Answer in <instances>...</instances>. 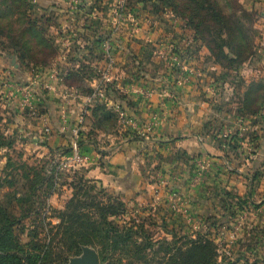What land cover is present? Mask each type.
<instances>
[{
	"label": "crops",
	"instance_id": "obj_1",
	"mask_svg": "<svg viewBox=\"0 0 264 264\" xmlns=\"http://www.w3.org/2000/svg\"><path fill=\"white\" fill-rule=\"evenodd\" d=\"M68 1L37 0L39 4H58L57 7L60 5L59 9L64 16L61 22L63 28L61 31L78 30L80 35L88 34L86 40L80 37L73 40L68 39L64 33L60 35L59 44L67 48L73 46L74 42H77L80 47L85 45V47L76 50L79 54L75 52V58L68 57L69 54L64 51L65 54L62 55L69 58L67 70L77 68L79 59L85 57L82 60L88 63L94 72L97 62L102 60L101 54L104 56L101 42L104 38L111 37L110 39L113 40L112 53L115 58L111 81L115 83V88L119 93L124 92L123 94L127 98L124 100L108 98L110 103L121 104L138 127V129H133L129 125L122 124L121 129L114 132H98V141L102 139L105 142V145L98 146L99 150L104 152L103 154L99 153L94 145L85 143L81 149L92 157V161L82 165L84 174L97 180L106 189L116 192L120 198L127 202L138 203L146 201L145 199L151 202L150 200L154 197V200H158L159 205L168 211H170V204L166 201L167 198L169 200L171 198L165 196L164 192L176 191L181 194V197L185 196L187 205H190V211L197 207L201 209L202 218L196 219L198 224H201L206 213L220 218L229 216L221 206L222 194L229 191L246 200L245 207L247 209L244 212L247 219H250V231H257L260 228L254 226L258 222L262 224L263 228L264 117L259 114H247L235 118L234 109L229 108L233 113L224 114L225 117L229 115L225 120L223 117L222 119L233 123L231 127L234 130L231 133L237 132L238 147L236 150L229 149L227 146L220 147L219 136H216V133L211 135L212 131L210 132L208 129L211 126L215 127L214 122L210 119L217 116L220 118L221 110L224 111L226 107L220 105L216 110L212 103L208 104L196 98L200 93H205L206 96V93H210V91H214V93L218 91L224 95L225 90H229L228 88L231 87L228 83L224 86H217V82L210 79L208 86H203V81L198 78V76L201 78L204 76L202 67L197 63L200 60L191 56L183 59V64L186 63L189 70L182 71V75L180 73L178 77L173 75L167 66L165 68L163 63L165 61L158 57L153 58L154 62L151 61L154 66H158V71L154 70L152 74L146 70L138 73L136 66L141 59V54L130 58L134 66L125 72L122 67L126 65L130 57L128 50L131 43L127 39L128 35L125 29L119 36L111 32L112 29L110 30L113 24L110 25L109 19H111L115 0H78V7L75 9L69 8ZM129 10L125 19L135 22V26L139 25L138 30H141L143 23H146V20L142 19L149 16L147 10L138 7H132ZM261 14L264 15L263 12ZM104 17H106L105 20ZM80 22L83 24L81 27L78 26ZM170 26L172 28V25ZM136 33L138 35L142 31ZM189 33V28L184 27L180 33H174L177 37L173 38L171 35V39L174 41L169 40L166 43L159 39L157 43L155 42V46L163 48L166 51L165 54L172 53L173 44L185 48ZM97 34L102 35V41H95L94 35ZM192 69H196V72L192 73ZM245 69L244 73L243 71L239 72L240 77L244 80L243 86L240 87L243 92L251 82L264 84V52L262 51L257 58H250L245 64ZM67 70H61L59 74L65 75ZM45 78L46 74L44 75L42 72L38 74V78H33L35 84L28 82L25 86L30 88V85L37 87V85L44 84L51 87L53 91H49V94L58 98V110L61 114L60 108L63 102L61 93L66 89ZM179 78L181 79L178 80ZM92 79H86V81L91 82ZM9 80L8 83H6L7 81L4 83L2 89H7V93L15 98L21 93L24 94L26 87L13 83L11 78ZM120 80H123L124 86L119 85L118 81ZM201 87H204L205 92L200 91ZM34 97L39 105L45 104L46 111L42 115V119H47V115L51 114L53 110L49 109L48 102L46 103L39 93L34 94ZM84 99L85 95L79 93L78 97L67 100L64 109L68 121L67 123L57 121L59 137L57 141L54 140L55 146L71 141V128L77 124L81 114L83 118L84 115L89 114L88 108L93 103L86 105ZM59 118L57 115L56 120ZM149 123H151V127L146 131L145 127L147 128ZM124 126L134 130L141 139L129 140V137L123 136ZM140 130L142 133L145 132L144 135H141ZM237 143L235 142V144ZM235 202V200L231 201V206H234ZM236 206L238 205L236 204ZM174 220L176 219L174 218ZM259 235L262 240L256 236V243H260L258 245L262 246L264 234ZM253 239L255 236L250 234L248 240Z\"/></svg>",
	"mask_w": 264,
	"mask_h": 264
},
{
	"label": "rangeland",
	"instance_id": "obj_2",
	"mask_svg": "<svg viewBox=\"0 0 264 264\" xmlns=\"http://www.w3.org/2000/svg\"><path fill=\"white\" fill-rule=\"evenodd\" d=\"M129 1L131 6L138 7L139 9L145 6L149 16L142 19L144 21L146 20V23H143L141 30H138L139 25L135 26V22L131 20L124 19L120 24L114 25L116 23H112L114 21L109 19L110 25L113 24L111 26L112 28H110V30L112 29L111 32L119 36L123 29H125L128 35L127 39L129 43H131L128 50L130 57L122 69L126 72L127 69L129 70L132 68L134 63L130 58L141 54L144 71L146 70L149 73L154 72L155 66L151 63V61L154 62V57L163 59V61L166 62H163L165 65L164 67L166 68L167 66L168 69L171 70V66L175 63L172 61V58H176V64L179 63V59L173 52L165 54L166 51L161 47H156L155 44L159 39L162 40L161 42L166 41V43H168L169 40H173L171 39V35H173V38L177 37L174 33H180V30L184 27L189 28L185 25V17L179 14L176 15L175 12H172L171 7L166 4L163 10V3L159 0H145L139 2V4L135 2L137 0ZM126 2L128 3V0ZM115 4L116 0L113 3V7ZM249 4L252 5L250 6ZM57 5L58 4L52 3L39 4L37 0H26L24 3L18 2L17 6L13 9L12 18L8 19L7 16L5 22H0V133L5 134L6 137L13 140L11 147L0 149V176H7V180H9V182H6L5 185L0 188V201L5 205L13 206L15 213H18L19 210L16 205V202L19 200H22V202H17L21 206L33 205L36 207L37 205L42 216L46 215L45 221L47 222V226L42 230L39 229V237L42 239L45 238L48 229L58 224V218L56 217L58 213L56 210H62L65 201L72 194V190L67 185V182H69L72 177L73 170H55L57 166L55 162L56 153L50 152V149L46 146V144H50L52 147L55 146V141H57L59 137L57 132V130H59L58 122L61 121L60 112L58 110V98L56 96L52 97L53 95L49 94V91H53V89L44 84L37 85V87L30 85V88L25 85L28 82L35 84L33 78H38V74L43 72L44 75L46 74V80L52 81L55 85H59L68 91L77 90L78 94H82V89L87 87L91 88L89 80L80 83L75 77L67 79L63 73L60 72L61 74H59V71L67 70L69 67H67L69 58L67 59V56L64 57L62 54L66 52V54H69L68 57L75 58V54H79L76 50L85 47V45L80 47L77 42H74V45L69 48L60 45L58 41L60 35L64 33L68 39L71 38L73 40L76 37H80L86 40L88 34L80 35L81 33L78 30L67 31L66 29L65 32L61 31L63 29L61 22L64 16L59 9L61 8L60 5L58 7ZM221 5L225 12L230 15H235L243 21L246 33L249 37V42L254 45L252 54L248 57L247 61H237L231 65L226 63L223 66L219 65L213 60V57L211 58L207 55L208 53L206 52H208V50L205 47L195 51L194 54V56L199 54V58H196V60H200V62L197 63L202 67L204 76L203 78L198 76V78L203 81V86H208L210 79H214V81L217 82V86H224L227 83L231 86L228 88L229 90H225L224 95H221L218 91L215 93L214 91H210V93H206V96L204 95L205 93H200L196 98L208 104L212 103L216 110L219 109L217 107L220 105L226 107L224 111L221 110L222 112L219 114L221 116L220 118L217 116L210 119L214 122L215 127L211 126L208 130L210 132L212 131L211 135H215L214 133H216L219 139L229 140V136L234 130V128L231 127L233 123H228V121L224 120L229 114L233 113L230 112L229 108L234 109L235 118L239 116L236 108L240 106L239 103L243 100V91L240 87L243 86L242 83L244 80L240 77L241 75L239 72L243 71L244 73L246 70L245 64L250 58H257L262 51L264 52V15L261 14L262 12L264 14V0H221ZM3 6L0 0V9L3 8ZM50 6L52 7L50 8ZM47 19L50 20L47 21ZM103 19L105 20L106 17ZM28 20L37 21V25L44 30L42 34L45 38L50 40V44H39V39L36 38V36L29 38L28 35H23V31L28 26ZM82 25L81 22L78 24L79 27ZM170 25H172L174 29H172ZM153 26H155V28H152ZM189 30V37H187L188 43L185 45V48H181L177 45V48L181 51L197 46V41L193 38V29L189 28ZM138 31H142V33H138L137 35L136 32ZM96 37L97 36L94 35V39H97ZM26 41H29L27 45ZM202 44L204 45V43ZM51 47L54 48V51ZM140 50L143 51L141 52ZM102 56L101 54L100 57L102 60L100 62L98 61L96 66L103 65V58L105 59V57L103 56L102 58ZM84 58L85 57L79 59V62ZM183 63V61L180 62V72L173 73L176 77H178L182 71L185 72L189 70L188 65ZM86 71L88 70L86 69ZM191 71L194 73L196 69H192ZM88 72H85V77H88L90 73ZM131 72L133 73V70ZM95 75L98 76L96 71H94V76ZM10 78L13 83L21 87H26V89H24V94L21 93L15 98L7 93V89H2L4 83L6 81V83H8ZM180 79L181 78L178 80ZM118 82L120 86H124L123 80ZM112 84L115 86L114 82H112ZM230 88L232 89L231 91ZM200 91L205 92L204 87H201ZM36 93H39L40 96L44 98V101L46 103L48 102L49 109L53 110L52 113L49 112L51 114L47 115V119H42L44 113H42L41 110H43V105L45 104H38L34 97ZM70 100H72V98H70ZM227 113L229 114L226 117L223 116ZM57 115L60 117L59 120H56ZM217 120L220 122H216ZM113 125L114 126L109 129L108 133L121 129L122 123L118 117ZM45 126H48L50 129L48 133H45ZM225 133L227 137L224 136ZM218 142L220 147L227 146V143H222V141ZM68 144L67 142L63 146H68ZM103 145H105V142L100 139L99 146ZM48 168L53 169L50 174H54V170L57 171L53 177V191L48 195L46 191L43 192L39 190L37 202L33 203L35 200L33 199L35 197H32V195L34 196V186L41 176H45V174L48 175L46 171ZM85 177L95 180L86 175ZM64 182H66V184ZM96 186L97 188L94 189L93 194L97 196L98 200L105 202L106 199L110 198L114 201L122 200L125 203L124 212L113 218L114 222L118 223L120 226L143 222L144 229L153 240H160L162 238L170 240L173 236H175V238L180 237L178 239V245H182L184 242V240L181 239L182 236L195 237L197 232H199L200 234L207 235V237H210L217 243V253L219 255L218 262L221 264H245V262H247L246 264H250V262H258V264H261V262L263 263L264 244L260 246L258 245L260 243L257 244L254 240H248L250 234L251 236H255V238L258 236L259 240H262L261 235H259L262 233L260 231L262 229V224L258 222L254 226L260 228H258L257 231H250V219H247L245 216L246 213L244 212L247 209L245 205L240 208L234 203L235 205L231 207L229 212L230 215L226 218H220L206 213L205 216H203L201 224H198L199 222L197 223L196 219L202 218L200 213L201 209L197 207V209L192 208L193 211H190V205H187L188 202H186L185 196L181 197V194H178L176 191L164 192L165 196L171 198L170 200L167 198L166 201V203L169 202L170 204V211H168L164 209L163 206L159 205L158 200H154V197L150 200L151 202L145 199L146 201L131 203L123 200L116 192L110 189L108 190L105 187H103V190L101 189V191H99L100 187L98 183ZM234 200L235 199H229V201ZM46 202L50 205L51 209L49 210L47 208L43 211L41 206ZM35 218L34 215L31 219L25 220L24 224H37ZM174 218L176 220H174ZM16 233L19 234L21 240H25L26 230L22 233L19 228H16ZM247 243L250 246H247ZM156 249L157 246H155L154 249H147L143 257H140L142 255L141 253L134 254V256L132 255L130 258L131 264H163L168 255L165 251H157ZM81 252L82 250L80 253ZM123 255L126 256L125 254ZM73 256L76 255H71L69 258ZM127 260L126 258L124 261L126 262ZM112 261L113 263L106 262L105 264H115L117 260L114 259Z\"/></svg>",
	"mask_w": 264,
	"mask_h": 264
},
{
	"label": "trees",
	"instance_id": "obj_3",
	"mask_svg": "<svg viewBox=\"0 0 264 264\" xmlns=\"http://www.w3.org/2000/svg\"><path fill=\"white\" fill-rule=\"evenodd\" d=\"M143 1L145 0L135 2L139 4ZM159 1L163 3V10L166 4L171 7L172 12H175L176 15L179 14L185 17V25L193 29V38L197 41L195 48H187L184 51H181L172 43V52L179 59H177L179 63L176 64V61H174L175 63L171 66L172 73L180 72V62H184L183 59H186V57L199 58V54L194 56L195 51L203 47L208 50L207 55L213 57V60L221 66L225 63L231 65L237 61H245L252 54L254 45L249 42L243 21L237 16L225 12L221 0ZM1 2L4 6L0 9V22H5L7 16L8 19L12 18L13 9L17 6V3H24L26 0H1ZM127 5L129 8L133 7L130 5L129 0ZM142 9H146L145 6ZM49 20L47 19V21ZM27 23L28 26L23 31V35H28L29 38L36 36L39 39V44H50V40L42 34L44 30L37 25L36 20H28ZM96 36V42L102 41V35L97 34ZM28 42L26 41V45ZM52 47L51 49L54 51ZM142 62L141 59L137 62L136 70L138 73L144 71ZM155 68V72L159 70L158 66H155ZM86 69L91 73L90 65L82 60L77 68L67 70L65 77L67 79L75 77L80 83L95 77L93 71V74H90ZM85 72L89 73L88 77L84 76ZM91 92L92 88L82 89L83 95ZM106 92L108 97L114 99L124 100L127 98L125 94L119 93L112 83L107 84ZM242 97L243 100L239 103L240 106L236 108L239 117L247 114L260 115V111L264 109V85L259 82H251L246 90L242 92ZM88 109L89 114L84 115L83 123L78 131V144L80 148H83L85 143L92 144L99 153L103 154L104 152L99 150L98 147V132H108L117 121L118 115L112 106L102 101H95ZM41 111L44 113L46 110L43 108ZM122 133L123 136L129 137V140L141 139L129 127L124 126ZM236 134L237 132L231 134L229 140L219 139V141L227 143L229 149L236 150L238 147ZM12 143L13 140L0 133V149L11 147ZM46 146L53 153L60 152L67 155L71 150L69 144L68 146L53 147L46 144ZM81 167L72 171V177L67 182L72 194L65 201L63 209L56 210L58 224L48 229L44 239L39 237V229L42 230L47 226L46 215L42 216L37 205L36 207L33 205L21 206L17 203L22 202V200H19L16 202L19 210L18 213H15L13 206L5 205L0 201V264H67L68 258L71 255L79 254L84 246L96 249L100 264L113 263L112 260L114 259L117 260L115 264H131L130 258L132 255L141 253L140 257H143L147 249H154L155 246H157V251H165L168 255L163 264H221L218 262L217 243L202 233L197 232L195 237L182 236L181 239L184 242L182 245H178L180 237L175 238L173 236L170 240L167 238L153 240L144 229L143 222L122 226L115 223L113 218L124 212L125 203L122 200L114 201L110 198L106 199L105 202L98 200L97 196L93 194L98 181L86 178ZM53 177L54 174H45V176L40 177L34 186V196L32 195V197H35L33 198L35 200L33 203L37 202L39 190L46 191L48 195L52 193ZM7 179V176H0V188L6 182H9ZM64 183L66 184V182ZM98 185L100 187L99 191L103 190V186L99 183ZM229 199H235V203L240 208L246 205V200L241 196L231 194L229 191L224 192L221 206L228 215H230L229 212L232 207ZM41 207L43 211L47 208L51 209L47 202ZM34 215L37 224L25 225L24 221L31 219ZM16 228H19L22 233L26 230L25 240L20 239L19 234L16 233ZM260 231L264 234V227ZM253 240L257 242L256 238ZM247 246H249L248 243ZM126 258L128 260L125 262ZM252 264H258V262ZM261 264H264V260Z\"/></svg>",
	"mask_w": 264,
	"mask_h": 264
},
{
	"label": "built area",
	"instance_id": "obj_4",
	"mask_svg": "<svg viewBox=\"0 0 264 264\" xmlns=\"http://www.w3.org/2000/svg\"><path fill=\"white\" fill-rule=\"evenodd\" d=\"M127 0H116V4L114 8L112 9L111 13V20L116 23L114 25L120 24L122 20H124L128 14H129V7L127 5ZM68 6L70 9H75L78 7V0H69L68 1ZM116 21V22H115ZM111 38V37H110ZM110 38H104L103 41L101 42V48L104 53V63L102 66H95V71L98 73V76L93 78L90 82V86L92 88V92L85 95V103L86 105H89L91 103H94L95 101H102L107 103L108 105L112 106L113 110L117 113L118 118L120 122L123 125H129L133 129H138L137 125L130 119V117L127 115L126 111L122 108L121 104L119 103H110L109 98L107 96L106 92V86L107 84L111 83L112 79V73L114 69V64H115V58L112 53V41ZM65 44L67 43L66 41L64 42ZM172 61H176V58H172ZM29 96V95H27ZM79 94L77 90L73 91H68L64 90L61 93V97L63 98V103L61 105V121L63 123H67V117L65 113V104L69 98H75L78 97ZM260 115L264 117V109L260 111ZM83 123V115L79 117L77 124L71 128V141L69 142L70 145V153L69 154H62L60 152L56 153L55 155V162H56V169L55 170H75L82 165H85L89 162L92 161V157L85 151H83L79 144V135L78 131L81 128V125ZM151 127V123L147 125V128L145 127V130H149ZM45 133H48L50 131L48 126L44 127ZM141 135L145 133L142 130L139 131ZM144 135V134H143ZM224 136L227 137V134L225 133ZM53 169L48 168L47 174L49 175ZM54 170V174L57 173V171Z\"/></svg>",
	"mask_w": 264,
	"mask_h": 264
},
{
	"label": "water",
	"instance_id": "obj_5",
	"mask_svg": "<svg viewBox=\"0 0 264 264\" xmlns=\"http://www.w3.org/2000/svg\"><path fill=\"white\" fill-rule=\"evenodd\" d=\"M67 264H100L98 254L93 247L84 246L79 255L69 258Z\"/></svg>",
	"mask_w": 264,
	"mask_h": 264
}]
</instances>
